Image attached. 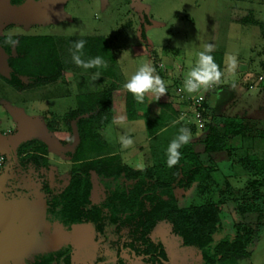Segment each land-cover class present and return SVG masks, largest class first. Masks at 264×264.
I'll use <instances>...</instances> for the list:
<instances>
[{
	"label": "rangeland",
	"instance_id": "obj_1",
	"mask_svg": "<svg viewBox=\"0 0 264 264\" xmlns=\"http://www.w3.org/2000/svg\"><path fill=\"white\" fill-rule=\"evenodd\" d=\"M21 34L52 35L72 45L83 36H104L117 58L116 77L104 75L100 65L84 67L74 61L57 82L34 86L32 79L19 76L20 89L9 82L13 68L0 49V154L7 157L0 167V264H38L34 254L64 244L74 246L72 264H118L120 238L116 233L101 232L95 224L78 225L70 231L50 225L42 202L49 194L46 186L56 190L68 179L71 154L79 143L78 135L69 133L65 114L76 106L78 93L98 90L112 81L122 88L116 100L120 109L113 122L95 128L103 149L88 152V157L116 154L122 163L135 168L152 166L163 160L180 128L190 129L197 149L214 169L210 179L189 190L179 188V204L216 202L225 232L233 234L239 216L235 201L224 200L223 192L229 189V180L240 201L246 200L243 194L250 199L247 177L234 173L235 160L227 152L207 153L199 142L210 117H203L204 126L198 125L192 97L199 93L209 97L210 85L188 93L183 84L207 45L226 54L225 74L212 83L214 89L227 88H223L225 95L218 107L214 104L215 113L244 117L248 138L238 137L235 144L264 157V0H0V37ZM72 51L67 56L74 60ZM231 56L236 59L234 71L230 70ZM145 63L155 68L154 74L166 82L167 93L176 101L174 120L154 136L148 135L143 119H129L121 106L123 84ZM156 100H151L149 109L155 116L161 111ZM36 123L52 138L49 171L40 163L36 166V161H23L25 166L16 163L21 158L14 154L15 148ZM122 137H130L132 143L122 145ZM68 139H73L70 148ZM31 164L42 172L32 174ZM258 227L261 235L254 253L240 264H264V222ZM155 235L165 243L170 264H199L197 250L183 246L169 223L160 222ZM121 254L129 264H147L128 250ZM100 256L108 259L100 262Z\"/></svg>",
	"mask_w": 264,
	"mask_h": 264
},
{
	"label": "trees",
	"instance_id": "obj_2",
	"mask_svg": "<svg viewBox=\"0 0 264 264\" xmlns=\"http://www.w3.org/2000/svg\"><path fill=\"white\" fill-rule=\"evenodd\" d=\"M80 40L85 44L77 53L74 44L52 35L1 36L0 49L9 56L13 68L9 82L20 89L23 88L19 85L21 75L32 79L34 86L57 82L62 71L74 64L67 56L70 48L86 63L96 57L102 58V72L114 79L117 58L106 38L89 35L75 42ZM211 55L223 74L224 53L212 50ZM120 87L112 81L98 90L78 93L76 106L65 114L69 133L77 134L79 143L73 153L68 151L72 153L73 161L68 179L56 190L46 186L49 193L45 196L46 222L66 231L78 225L95 224L101 232L106 229L116 233L120 238L116 255L118 264H129L121 254L124 249L143 257L147 264H170L165 243L155 235L160 222L172 226L183 246L197 250L199 264H240V260L252 257L261 235L258 226L264 222V157L250 152L246 146L235 144L238 137L248 138L244 117L215 113L211 98L217 89L213 88L200 108L203 117H210L199 141L203 151L227 152L235 160L234 173L246 175V186L251 191L250 199L242 195L246 199L242 202L227 180L229 189L223 192V197L226 201H235L234 210L239 216L234 221L233 234H229L225 232L222 211L216 202L210 200L187 207L179 204V188L189 190L194 184L212 177L214 167L202 157L197 142L191 140L182 146L180 160L171 168L166 163L167 155L162 161L141 168L122 163L116 154L88 157V152L103 149L95 128L114 121L120 106H116L117 94L122 91ZM123 92V101L118 95V100L123 102L122 109L129 119H143L149 136H154L174 120L176 101L167 92L156 100L161 110L156 116L149 109L157 94L147 92L144 101L138 102L131 93ZM66 144L70 148L73 139H68ZM48 150L42 137L26 138L16 147L14 154L22 159L16 163L25 166L23 161H37L39 154ZM73 251L72 244H64L57 249L38 252L33 258L38 264H72ZM106 259V256L99 257L100 262Z\"/></svg>",
	"mask_w": 264,
	"mask_h": 264
},
{
	"label": "clouds",
	"instance_id": "obj_3",
	"mask_svg": "<svg viewBox=\"0 0 264 264\" xmlns=\"http://www.w3.org/2000/svg\"><path fill=\"white\" fill-rule=\"evenodd\" d=\"M85 41L80 40L74 42V47L77 53L83 49ZM212 45L209 44L203 51L198 53V58L195 64L190 68L184 79L183 87L188 93H194L201 88L207 87L210 84L217 82L221 79L222 72L219 66L215 63L214 57L211 55ZM75 63L82 64L84 67L98 66L103 63L102 58L96 57L94 60L84 62L77 54L73 55ZM236 59L234 56L230 57V70L235 69ZM155 73V68L150 64L141 65L137 71L130 76L129 79L123 84V88L131 93L138 102H143L145 93L152 92L157 94V98L161 97L167 92L166 82ZM123 118H120L122 120ZM119 123L120 121H115ZM162 131H166L163 129ZM192 140L191 130L188 128H180L178 134L172 139L166 149L167 166L173 167L176 165L181 157L179 151L182 146L187 145ZM121 143L124 146H128L132 143L130 137H122Z\"/></svg>",
	"mask_w": 264,
	"mask_h": 264
},
{
	"label": "crops",
	"instance_id": "obj_4",
	"mask_svg": "<svg viewBox=\"0 0 264 264\" xmlns=\"http://www.w3.org/2000/svg\"><path fill=\"white\" fill-rule=\"evenodd\" d=\"M225 66H226V54L224 55V71H223V74H222V76L225 74ZM224 89H226L227 90V88L226 87H223ZM223 88H221V89H217V90H215L214 88V90H215V93H216V95H214V97L213 98H211L212 99V101H213V104H216V107H218V104L220 103V101H221V99H222V97L225 95V91H224V89ZM211 96H213V95H211ZM215 107V108H216ZM216 110V109H215ZM229 115V114H228ZM33 127H41L39 124H37L36 123V125H32ZM49 147V146H48ZM15 152H16V148H15ZM52 149L49 147V150L46 152V153H41V154H39L40 155V158L36 161V166H37V163H40V165L45 169V170H47V171H49V168H51L52 167V163H53V157H52ZM42 155V156H41ZM31 163H32V161H31ZM31 167H32V169H33V171H30L32 174H34V173H36V171L37 172H39V171H41L42 169H37L36 167H33L32 166V164H31ZM43 169V170H44ZM42 172V171H41ZM53 172V171H52ZM41 187V186H40ZM41 199L43 198V197H40ZM44 199V198H43ZM42 202H44V209H45V200L44 201H42ZM44 216H45V210H44Z\"/></svg>",
	"mask_w": 264,
	"mask_h": 264
},
{
	"label": "built area",
	"instance_id": "obj_5",
	"mask_svg": "<svg viewBox=\"0 0 264 264\" xmlns=\"http://www.w3.org/2000/svg\"><path fill=\"white\" fill-rule=\"evenodd\" d=\"M260 78H263V77H260ZM210 88H214V85L213 84H210L209 86ZM181 88H180V92L178 94H181ZM193 99V105L194 107H196V116L198 118V125L199 126H204V123H203V113L202 111L200 110V108L203 106V103H204V100H205V96L204 94L202 93H199L198 95L196 96H193L192 97ZM7 161V157L5 154H0V167L4 165V163Z\"/></svg>",
	"mask_w": 264,
	"mask_h": 264
},
{
	"label": "water",
	"instance_id": "obj_6",
	"mask_svg": "<svg viewBox=\"0 0 264 264\" xmlns=\"http://www.w3.org/2000/svg\"><path fill=\"white\" fill-rule=\"evenodd\" d=\"M33 128H32L33 131L30 134H26L25 136H23L20 141H22V140H24L26 138L32 137V136H40L47 143V145L49 147H51L52 146V144H51L52 143V138L50 137V134L47 133V132H44L43 130H40L37 127H33Z\"/></svg>",
	"mask_w": 264,
	"mask_h": 264
}]
</instances>
